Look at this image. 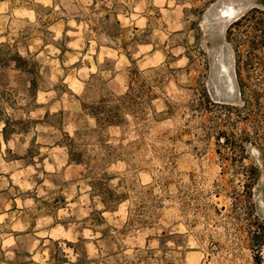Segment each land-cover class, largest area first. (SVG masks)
<instances>
[{
	"label": "clouds",
	"instance_id": "clouds-1",
	"mask_svg": "<svg viewBox=\"0 0 264 264\" xmlns=\"http://www.w3.org/2000/svg\"><path fill=\"white\" fill-rule=\"evenodd\" d=\"M207 5L0 0V264H252L262 33H233L228 111L204 89Z\"/></svg>",
	"mask_w": 264,
	"mask_h": 264
},
{
	"label": "flooded vegetation",
	"instance_id": "flooded-vegetation-1",
	"mask_svg": "<svg viewBox=\"0 0 264 264\" xmlns=\"http://www.w3.org/2000/svg\"><path fill=\"white\" fill-rule=\"evenodd\" d=\"M241 18L255 24L257 31L262 33L253 38L249 46L255 49L258 45H264V0H208L203 21V34L206 39V50L203 53L204 89L213 103L228 111L240 102L236 84L237 58L232 47V36L242 25ZM249 100L254 110L256 97L251 96ZM251 118L250 115L248 119ZM221 135L225 133L222 132ZM232 146L237 147L235 144ZM261 147L264 148V142ZM239 148L241 151H251L256 158L257 164L252 169V176L257 179L264 178L257 176V171L264 169V154L250 141L239 145Z\"/></svg>",
	"mask_w": 264,
	"mask_h": 264
},
{
	"label": "rangeland",
	"instance_id": "rangeland-1",
	"mask_svg": "<svg viewBox=\"0 0 264 264\" xmlns=\"http://www.w3.org/2000/svg\"><path fill=\"white\" fill-rule=\"evenodd\" d=\"M204 16L205 12L203 21ZM247 198L251 202L249 215L252 217L250 227L245 229L248 249L254 253L252 264H264V178H255L247 189Z\"/></svg>",
	"mask_w": 264,
	"mask_h": 264
},
{
	"label": "built area",
	"instance_id": "built-area-1",
	"mask_svg": "<svg viewBox=\"0 0 264 264\" xmlns=\"http://www.w3.org/2000/svg\"><path fill=\"white\" fill-rule=\"evenodd\" d=\"M264 221V220H263ZM264 224V222H262Z\"/></svg>",
	"mask_w": 264,
	"mask_h": 264
}]
</instances>
